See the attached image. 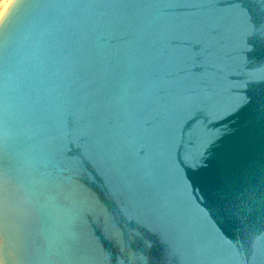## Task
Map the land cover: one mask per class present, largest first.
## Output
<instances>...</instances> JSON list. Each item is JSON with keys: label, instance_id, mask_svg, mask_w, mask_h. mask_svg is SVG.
I'll use <instances>...</instances> for the list:
<instances>
[{"label": "water", "instance_id": "95a60500", "mask_svg": "<svg viewBox=\"0 0 264 264\" xmlns=\"http://www.w3.org/2000/svg\"><path fill=\"white\" fill-rule=\"evenodd\" d=\"M0 88V264H264V0H13Z\"/></svg>", "mask_w": 264, "mask_h": 264}, {"label": "snow or ice", "instance_id": "6c2138e0", "mask_svg": "<svg viewBox=\"0 0 264 264\" xmlns=\"http://www.w3.org/2000/svg\"><path fill=\"white\" fill-rule=\"evenodd\" d=\"M6 88H0V109L5 106Z\"/></svg>", "mask_w": 264, "mask_h": 264}, {"label": "rangeland", "instance_id": "374dc122", "mask_svg": "<svg viewBox=\"0 0 264 264\" xmlns=\"http://www.w3.org/2000/svg\"><path fill=\"white\" fill-rule=\"evenodd\" d=\"M10 0H0V14Z\"/></svg>", "mask_w": 264, "mask_h": 264}, {"label": "bare ground", "instance_id": "6f19581e", "mask_svg": "<svg viewBox=\"0 0 264 264\" xmlns=\"http://www.w3.org/2000/svg\"><path fill=\"white\" fill-rule=\"evenodd\" d=\"M13 0H10L9 2H7L5 8L2 10L1 14H0V19L2 18L3 14L5 13V11L8 9V7L10 6V4L12 3Z\"/></svg>", "mask_w": 264, "mask_h": 264}]
</instances>
